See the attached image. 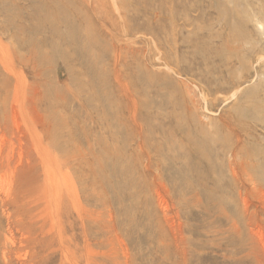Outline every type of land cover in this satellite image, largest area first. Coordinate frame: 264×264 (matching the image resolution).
Masks as SVG:
<instances>
[{"label": "rangeland", "instance_id": "1", "mask_svg": "<svg viewBox=\"0 0 264 264\" xmlns=\"http://www.w3.org/2000/svg\"><path fill=\"white\" fill-rule=\"evenodd\" d=\"M0 136L66 264H264V0H0Z\"/></svg>", "mask_w": 264, "mask_h": 264}, {"label": "bare ground", "instance_id": "2", "mask_svg": "<svg viewBox=\"0 0 264 264\" xmlns=\"http://www.w3.org/2000/svg\"><path fill=\"white\" fill-rule=\"evenodd\" d=\"M2 144L4 145L3 141ZM40 151L41 150H39V152ZM2 154L0 153V155ZM26 155L28 156V154ZM20 157L22 158V156ZM32 157L28 156L25 161L23 159L24 162L22 163L13 161L10 155L9 160L11 159L13 163L16 162V164H9V160H7L8 157L3 158L4 161L0 160V170L5 168L4 170H7L8 173V175L5 176H10V179L8 177V181L10 180L9 188H6L7 190L4 192L1 191L2 189L0 190V208L3 214L5 212L3 216L6 221V229H4L3 232L0 231V257L3 264H44V259L50 253L47 251L53 245V236H55L57 239L56 244H54L57 246L60 253L61 264H66L67 249L64 237L62 236V225H59L57 219L54 220V217L57 215L55 212V204H52V202L55 200L57 193L55 194V192L53 193L50 190V188L56 187L54 184L56 182H54V180H58V182L61 180L63 186L65 179L64 173L60 172L62 169H59V167L58 169L60 171H55L48 164L46 157L43 156L40 159L43 172V190L41 192H36L37 190H35L34 192L31 187L34 186L32 182L36 179H33L34 176L32 177V174L36 175L37 163L35 158ZM0 158H2V156H0ZM55 165L58 164L55 163ZM230 165L231 163L229 166ZM231 171L233 170L231 169ZM0 174H3L2 170ZM41 178L42 177H40V179ZM29 185H31V187H29ZM57 187H59V184H57ZM40 189L41 188L38 190ZM69 193V198H72L70 187ZM240 199H242V197ZM244 203L246 204V202Z\"/></svg>", "mask_w": 264, "mask_h": 264}]
</instances>
